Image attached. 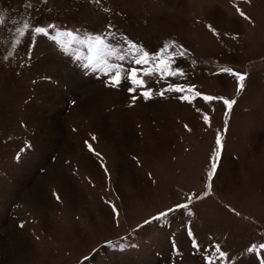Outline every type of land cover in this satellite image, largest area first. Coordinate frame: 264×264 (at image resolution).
Segmentation results:
<instances>
[{"label":"rangeland","instance_id":"rangeland-1","mask_svg":"<svg viewBox=\"0 0 264 264\" xmlns=\"http://www.w3.org/2000/svg\"><path fill=\"white\" fill-rule=\"evenodd\" d=\"M0 14V264H205L215 244L227 264H258L247 248L264 243V0H0ZM25 20L73 36L21 38ZM95 34L125 77L141 69L144 88L109 86L105 67H84L90 55L100 63L81 43ZM128 41L184 75H144L153 64L136 65ZM171 41L186 54H161ZM225 67L247 74L242 90ZM169 84L236 103H189Z\"/></svg>","mask_w":264,"mask_h":264},{"label":"snow or ice","instance_id":"snow-or-ice-1","mask_svg":"<svg viewBox=\"0 0 264 264\" xmlns=\"http://www.w3.org/2000/svg\"><path fill=\"white\" fill-rule=\"evenodd\" d=\"M26 7L31 8V7H33V5L29 3V4H26ZM238 11H239V9H238ZM239 14L242 17H244L245 19H249V17L245 16V13L243 11H239ZM4 20H5L4 15L0 14V24H2L4 22ZM108 27L111 28V25H108ZM208 27L210 28L211 31L216 32V29L213 28L211 25H209ZM50 29L55 30V32H56L55 35L51 36V39L54 41H57L59 43H63L60 40V37H62V36H73L72 32L60 31L59 29H56L55 24H49L46 27L45 26H35L34 28L30 29L28 20L24 21L22 28H17V32L21 38H23L26 35V33L29 31H34L38 35L42 34L43 36L48 37ZM74 38L78 39V37H74ZM81 43L86 44L88 49H89V53H94L96 55L97 59H99V61H100V63L97 64L93 60L92 56L90 55L88 58V63H86L84 65V67L85 68H89V67L96 68V67H100V66L105 67L106 73L110 74L109 86L119 87L123 79H128L131 81V84L133 85V87H130L128 89L129 92L134 93L138 88H144L145 87L144 79L138 75V73L141 71V69H138L136 67H132V68H130V70H128L127 76L125 77L123 75L124 68L121 64H109L108 63V61L105 57L107 55L114 54V52H113L112 45L106 41V39L103 35H101V34L89 35L84 40H82ZM29 47L34 48L35 43L33 42L32 44L29 45ZM128 47L130 50H135L134 55L136 58L134 60V63L136 65L153 64L152 54H150L148 51L144 50L142 48V46H140V45H138L132 41H128ZM173 47L178 50V53L172 54L173 57H175L177 54L179 56H184L187 52V49H184L183 45L177 44L175 41H171V42H166L164 44L163 48L160 49V53L162 54L166 50L173 48ZM9 55H12V53L10 52ZM119 59L123 60L124 56L120 55ZM172 63H174V59L170 58L169 60H164V58L160 54H157L153 66L152 67H144L142 69V71H143L144 75H152L156 72H160L162 76H177V75L183 76L184 75L183 70L180 68L173 69L171 67ZM113 70H114V74H113ZM221 71L224 73H228L229 75L236 78L237 83H238V89L242 90L245 87V80L247 78L246 73L235 71L229 67H225V68L221 69ZM167 91L182 93V95L179 98L181 100L187 101L189 103H192L197 97L202 98L203 101H205V102L222 101V103L229 110L236 103L235 99H228V98H225L223 96H212V95L203 94L199 91H195V85L184 86V85H180V84H169L167 87ZM187 93H193V95H188ZM159 94L161 96H163L164 91H161ZM141 95L145 99L151 98L152 89L147 88V90L143 91L141 93ZM136 99H137V97L135 95H133L132 96V102L135 103ZM73 103H75V102H73ZM198 111H199V109H198ZM203 119L207 122L209 120L208 115L205 114ZM185 127L187 128L188 126L185 125ZM92 139H95V137L93 136ZM216 143H217V145H220V143H221L219 136L217 137ZM88 147L91 150V145H89ZM96 155L99 156L100 154L96 153ZM219 156H220L219 151L214 153L211 169L208 173L209 182H211L212 177L215 174V170L217 168L216 158H218ZM17 158L19 159V157H17ZM134 159H135V157H134ZM104 170H105V172H107L106 167ZM210 186H211V183H209V188H210ZM207 194H208L207 191L205 193H203L200 197H195V194H193V196H189L186 198L187 202L176 203L175 205L170 206V207L166 208L165 210L158 212L157 215L152 216L149 219H145L143 221V223L141 225H138L137 227H143V225L150 224L152 222V220H158V219L166 218L171 213L189 209L190 204L194 198L202 199L203 196H205ZM54 195H56L57 200L60 199L58 194H54ZM113 209H115V205H113ZM117 215H118V213H117ZM20 227H23V224H21ZM188 235L190 237H192L191 243H192L193 247L199 250V244L196 241L195 236L191 232L190 228L188 229ZM105 244H106L107 248L120 247L121 250H123V248H124L123 244L117 245L112 240H106ZM212 249H213V251H211V254L206 253L203 257L205 264H216L217 260L222 261L223 264H227L228 253L221 249V245L215 244L212 246ZM94 251H96V254H98V250H94ZM261 251H264V243H261L258 246L255 243H253L247 248L248 254H255L256 255V259L258 261V264H264V255H260ZM94 258H95V256H93L91 258L86 257L85 259L87 261L88 259H94Z\"/></svg>","mask_w":264,"mask_h":264}]
</instances>
